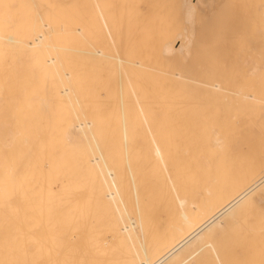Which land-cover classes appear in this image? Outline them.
I'll return each instance as SVG.
<instances>
[{
    "label": "bare ground",
    "instance_id": "obj_1",
    "mask_svg": "<svg viewBox=\"0 0 264 264\" xmlns=\"http://www.w3.org/2000/svg\"><path fill=\"white\" fill-rule=\"evenodd\" d=\"M61 1L64 2L65 4L66 0L65 1L63 0H0V250L4 251L6 247L10 244L9 243L10 241L7 240V235H9L8 230L10 229V222L12 220L21 219V217H27V218L30 217L33 221V226L35 228L38 225H39L38 227L45 225V227L49 226L47 228L49 229L51 227L49 223H52V225L55 224L54 222L57 221V220L55 221V218H54L55 215L57 216L60 210L62 211L63 209V217H62V213L58 215L59 217L61 216V219L63 218V226L59 232L57 231L56 241L53 242L52 245L50 244L51 247L45 245V249L50 247L49 251H47L46 253L43 251H40L41 253L43 252L41 254L43 255V258L41 259L39 258L40 256H38V258L40 259L38 262L37 259H35L37 257H34L33 258L34 261L31 264H100V263H103V264H174L178 261L183 262V260H186V259L188 260V258H192L193 255L200 248H202L204 245L207 246L206 243H209L207 241L210 239V237H211V240L212 238H215V237L217 238V236L215 235H218L219 233L226 231V230L227 231L229 230L230 233H236L235 238L238 239L237 245H239L244 255H247V253L249 254L247 255L249 256L248 261L251 260L252 264H264V83L262 82L264 79L262 80L260 79V76L262 77V74H264V60H262L263 61L262 63L257 62L258 58L254 60V56H255L254 50H256V53H257L258 46L256 47L254 45V43L256 44L257 40L256 41L253 40L255 35H257L255 32L258 31L256 24H258L259 26L258 27L259 35L262 34L264 36V30H262L263 33L260 32L261 31L260 29H264V25H262L263 28L262 26L260 28V25L263 24L262 22L264 21L263 20L264 19V0H263V3L259 2L260 4H262L261 5L262 10H260L261 9L260 8L259 9L260 11L257 12V15L259 13L258 15L259 17L261 15L263 17L261 16L262 18L260 17L261 19H259V17L257 16L258 18H256L255 10H254V14L252 13L254 15L253 16L254 19L252 16L249 17V19L251 18L253 21L258 22L259 20V22L255 24H253L252 22L253 26L250 24L252 27L251 29H253L254 32L253 31L250 32L251 29L249 30V27H248L249 25L248 24L245 25L246 21L241 22V23H244L242 25H245L244 28L242 27L243 29L242 32L244 31L247 32V30H249L250 34L253 32L252 34L253 36H251L253 38L251 39V41L253 40L252 41L253 44L251 43H249L250 45L248 44L250 40L249 41L246 40L248 41L247 43L246 41H244L245 42L244 44L246 45L248 44L249 46H251L252 49L256 47L252 51L254 56L251 53L247 52L249 48L246 47V45L245 47L248 49H246L245 47H242L244 45V44L242 45V43L246 35H250V34L248 32H247L248 34L247 33H245L246 35L244 34L245 36L241 34L242 37H244V39L240 38L241 35L237 36L239 34V31H241L240 29H238V28H241V24H240V27L238 26V24H237L238 28L235 27L236 28L235 31L238 29V31L234 33V35H236L237 37H234L233 31H230V29L233 30L235 26L234 23H237V22H234L235 21L234 19L237 20L238 17L236 16L240 15L241 13L240 10L244 8L243 4L245 5L246 1L248 2L249 0H246V1L243 0L244 1L243 3L241 2L242 0L240 1L239 0H177L180 5L177 3L176 0L175 1L173 0L174 3H172L173 2L172 0H164L166 4L162 0H159L160 3L162 1L161 4L163 6H161V4H159L160 6H157L158 1L156 2V5H154V2L152 1V4H153L152 7L150 6L147 7L146 5L145 9L153 8L155 6L154 8L157 10L158 8L164 7L163 9L166 11L165 7L168 6V9L166 12V14L168 15L170 14V12L168 11L172 12L173 7H174V10L176 11L178 10L181 11V9H183L184 13H186V14L183 13V15L188 14L187 16L190 17L191 20L188 21L187 18H184V21H187L186 26H184L183 25L184 21L182 20L183 21L182 22L180 20L181 19L180 17H182V19L184 17L183 15L182 16L180 15L182 14V12L179 14L178 12L180 11L178 12L173 11V13L171 14V21H170V19L169 20L165 19V16L167 18V15L166 14L164 15L165 13L164 10L159 9L160 11H162L163 13L162 14L160 13V11L154 10V8L152 9L153 13L157 11V13L159 12L160 14L159 13L158 14L162 15V17L164 16V18L161 19V18H157L158 16H156V17H153L155 20L152 18L153 21H151V23L147 22L146 24L147 25L146 27L148 29L150 27V29L148 30L150 31V33L148 31H147L148 33H146L145 31V34H153L154 32L153 22L155 21L154 24L155 23L157 24V26L155 24L157 28L155 29V33L153 35L154 37L156 36V39L159 38L157 39L158 42L154 41L156 39H153L152 42H151V39L150 41L149 39H146L147 41L151 42V44L153 43V46L156 47L154 51L153 49H148L147 48L148 46L146 47L145 45H142V46H145L146 52H148V50H150L149 52H152L151 55L149 52H148L149 54L147 53L148 55H150V57L147 55L149 58V60L148 58L147 60L150 61L149 63L151 64H147L148 61L146 60V57L144 59L141 56H140L141 58L139 57L138 59L134 58L136 56L133 57L134 59L129 58L128 53L131 54L133 52V51L130 52L131 50H134L132 49L133 47L127 48V53L125 51V55L124 54L122 55V51H120L118 48L119 46L118 47L116 46V41H115L116 39H114V37L116 36L113 37L114 33L112 34V30H111V26L113 25L110 24L109 22L110 20H108L107 18L108 15L106 16L108 7H111L112 6L111 3L113 2H111L110 0H109L110 2L108 0H105V1H102V0L85 1L83 0L81 3L82 5L81 9L79 8L77 10L74 9V11L70 12L69 11L71 9L70 5L67 6L66 4L65 6L64 4H62ZM168 1H170V4H174V6L171 5L170 7L169 3H167ZM146 2L147 0H115L114 1L115 5L110 10V13L115 14V12L117 13L118 11H120V15L121 13H123L121 18L124 19L123 16L125 15L126 17L125 20H126L127 18L128 19L131 18L133 15L135 16V13L139 14L138 12H140L141 4L146 3ZM255 2H256L255 4V7H256L257 4L259 3H257V0H255ZM175 3H177L178 6L181 7V9L177 10L176 7L177 8L179 7ZM250 3L253 4L251 1ZM148 4L150 3L148 2ZM258 6H257V9L260 7ZM240 7H243V8L240 9ZM250 7H253L254 9L253 5ZM245 9H243V12ZM253 9H250L249 12H253ZM85 10L88 11L89 15L91 16L90 22L93 24L96 23L95 26L98 23L99 27L102 29V30L101 29L100 30L98 29V30L104 31L105 34L107 35V39H109L108 42H110V45H112L111 46L112 51L107 52L103 49L105 43L102 46L103 48L95 46V43L94 44L92 43L93 45L89 43L91 47L75 49V51L79 50L81 53L89 54V56L92 57L91 59H93V63H96V64L99 63L102 59L107 60V62L111 63V65L114 63V67H111V68L116 67L117 69H120L121 72L119 71V73H122V74L124 72V74L127 77V83H128L129 88L131 87V84H133L131 81L132 78L130 79V76L132 75L128 74V72L130 73L129 68H132V67L134 68L136 67L138 68V70H142V72H145V70H149V69L150 71L148 72H153L152 70H154L155 73L157 72L156 75H158V77L162 76L161 79L165 80L164 77L168 79L165 90L161 92L159 95H157V93L155 94L156 96H158L157 97L158 100L154 96L157 102H159V100L161 99V102L159 104L155 102L156 105H154V101H155L154 99H153L154 101L149 100L150 102L149 105L147 101H145L147 103L144 105V103L141 102V101H144V100H141L142 98H140L139 100L138 96L141 95L142 92L141 94L140 92L139 94H137V91H136L137 89L135 87L136 85L134 86L136 82L132 85V90L131 88L129 89L132 91V92L130 91L131 92L130 94L131 95L133 94L132 95L134 97L133 101L135 100L134 101L136 102L135 105H137L136 107L133 104L134 102L131 103L132 107L134 105V107L137 108L136 111L132 113L133 114L132 119L136 121V123H141V125H143L142 127L145 130L144 136L147 138L146 140H148L147 143L149 146V150H148L149 153L147 152L144 156H147L149 154L150 159L155 161V164L151 167L159 170V173H163L164 175H166V184L164 188L167 186L169 187L168 188L169 190L171 189V193H172L171 196L174 197L173 199L175 201V202L174 201L173 202L170 201V202H172V204L173 203L177 204L176 206L180 214L181 213L183 214V215L182 214L180 215L177 208H175L176 211L178 212L177 215L181 216L180 217L181 222L176 221L177 224L179 223V225H177V227H174L175 224H172L173 227L171 228H175V230L167 233L164 236V238L158 243L157 242L154 243L152 241L154 244L152 242L151 244H149L150 243L149 242L148 243L149 245L147 244L148 246H146V244L144 245V243L142 244L143 241L141 242L139 240V235L137 233L138 231L137 228L139 226L140 228H143L144 224L143 226L141 224L145 221L143 222L140 221L141 224L139 225L137 224L139 221V220L137 221V216L135 220L130 218L129 214L131 215V213L128 214L126 210L127 207L129 208V206L126 205L125 207L124 195L121 194L120 189L116 183V176H115L114 171L108 167L107 162L100 151L99 145L95 144L96 146L94 147L93 146L94 143L90 142L91 138L94 137L93 140H95V137H96V133H93L94 131L92 132L94 122L91 120L80 118V116L77 114V106L79 107L81 105L80 102L78 101V100L81 101V99H76V97L74 96L76 99L74 100L73 92H75V90L72 88L73 86L72 87L67 86L63 81L64 78H66V81L70 82L68 80H70V77L73 75V72L67 69V64L64 63V61H62L61 59L62 57L61 53L64 50L69 49L70 47L68 48L67 46L62 45L61 43H62V40L68 39L69 36H72L74 34L77 37H80V39L88 38L85 32L88 28L85 29L82 26H80V25H83L84 23L81 22L82 23L81 24L80 22H78L77 24L80 23V25H77V27L75 26L76 28L74 29L72 28L73 24L71 26V16L70 15L72 16L77 15L76 18L79 19L78 17L79 14L84 12ZM67 12L68 13L70 12V13L68 14ZM243 12L241 15L242 17L240 16L239 19L244 17ZM246 12L250 14L247 10H245L246 15H247ZM145 13L147 14L149 12H145ZM173 14L178 15V16L180 15L178 18H180L179 23H182V26L181 24L180 25L176 24L178 23V19H173L175 17L173 16ZM89 15L86 17L89 18ZM117 15L119 16V14ZM151 16L152 15L150 14V17ZM197 17H201L200 19H203V17L204 18L209 17L208 19L209 22L207 20L206 22L204 19H203L204 23L202 20H197L199 21L198 22L199 24L202 23L201 25H199L200 30L198 32H197L198 30L197 26L195 27V24L197 25L198 23H196V20H193V19H196ZM92 18L94 19L93 21L95 22H92ZM118 19H116V21ZM146 19H148V16L146 17ZM149 19L147 21H149ZM157 19H159V21L160 20L164 21L163 19H165V21L164 22L161 21V23H163L164 25L166 22L165 24L166 26H168L167 23L169 25H172L170 23H173V22L175 23V21H177L175 23L176 25L174 23L173 25L178 26L179 28L173 27L172 25L170 27H173V29L168 28L169 30L167 31V27L164 28L165 25L162 27V24L160 22H156L158 21ZM244 19L243 20L241 19V21H244ZM251 19L249 20V22L252 21ZM255 19H258V20H255ZM119 21L117 23H119ZM138 21H139V17H138ZM191 21L193 22L195 21L194 27H192L193 26L192 24H191L192 26L190 25V27L196 30L193 33H189V30L191 28H189L188 23ZM237 21L239 23L240 20H237ZM142 22H145V20ZM212 22L218 23V24L221 23V27L219 26L221 29L224 28L223 26H225L224 29L228 28L226 26L231 24V22H234L233 23L234 26L232 24L229 25L230 27L233 26L232 28L229 27L228 29H226L227 32L226 30L223 31L224 29L221 32L226 33V34L228 33L226 36H228L229 39H231V35H232L234 37L232 38V42L235 43L236 41V43H238L239 41V43L241 44V48L239 46V43L238 44L235 43L234 45H232L233 43L231 42L232 46L229 45L230 42L228 43L227 41L228 39L226 36L225 38L227 39L226 41L228 44V46L226 47L228 48H226L224 45L222 46L220 45V46L221 47L224 46L227 52L225 51V49H223V52L225 51L226 53H228L229 51L228 54L231 53L230 55H232L233 54L232 52L234 51H235L234 53H237L238 55V52L242 51L243 49V51L240 52L242 54L244 50L246 49L247 56L243 58V56L241 57L240 53L238 56L234 54L235 56H237V57L234 56V58H232L233 56L230 58L229 57L230 55L228 56V54L224 56L223 53L221 54L222 52L221 47H219V45H217L216 43H215L214 48L211 47L210 50L204 47L206 46L203 44V41L205 40L204 38H208L212 34L214 35V37L212 36L211 37L213 39L215 38L214 39L215 41L218 40L220 42H223L221 41L222 39L219 40V37L222 38L221 34H219L221 36H219L218 34H217L218 37L216 36L217 29L215 27L218 24L212 25L213 24ZM125 23H122V24L125 25ZM209 23L211 24L212 27L215 26L214 27L216 29L215 34L214 32L211 33V31L209 30L208 28V26H210ZM114 24H116L115 21H114ZM124 25L121 26L120 24L119 25L120 29ZM131 25H133V21H132V24H130V26ZM88 26H85V27H88ZM144 26H145V23H144ZM158 26L159 27L161 26V28L162 29L164 28V30L160 32V29L158 28ZM205 26L207 27L205 28L206 31H204V28H203ZM90 27L88 31L91 30ZM140 27L142 28L141 25ZM186 27L189 29L188 33L184 32L187 29ZM219 27L217 28L220 30ZM245 27H248V29H245ZM95 28H98V27H95ZM133 28L131 27L128 29H130L129 31L131 32V29ZM174 28H178L180 31L177 29L175 30ZM182 29H184V31ZM202 29H203V32H201ZM93 30L94 29H92L91 31ZM151 30H152V33H151ZM172 30L173 31L175 30V32H178L180 34L179 35L177 33H175L176 35L173 34L174 32ZM207 30L210 31V32L208 31L210 35L205 34V36L207 35L208 37H204V38L202 37L201 39L203 40L200 39L201 42L199 41L198 43V44L201 43L200 44L201 46L199 45L200 47L196 46L195 48L194 44L196 45V43L198 42L197 40L199 39V36H197V33L199 34L201 32L204 34L205 32H207ZM211 30H214V29L211 28ZM219 30H218V33H221ZM88 31H87V34L90 32ZM181 31H183L184 33L181 34L182 33ZM156 32L158 33L156 34ZM195 32H196L195 36L198 38L197 40L195 37L193 38V35L195 34ZM115 33H117V30L115 31ZM229 33H230V36H229ZM100 34H102V32ZM103 34L102 36L105 37V35ZM136 34H138V32ZM173 35L174 37L177 35L178 36L177 38L176 37L174 38L172 37ZM123 36L125 37L126 35H123ZM148 36H146L145 38H147ZM263 36H260V37L256 36V37L258 39L261 38L262 40H264ZM126 37L128 39V36ZM136 37H138V35ZM239 38L240 40H242V43L239 40ZM119 40L121 42V38H119ZM119 40L117 42H119ZM146 40L144 41L146 42ZM259 40L257 42H260ZM226 41L223 42L222 44H225ZM128 42L131 43V41H128ZM210 42L208 41L207 44H210ZM143 44L145 43L143 42ZM154 44H156V46ZM202 44L204 46H202ZM262 44H264V41ZM98 45L101 46V44H98ZM131 46L133 45L131 44ZM153 46L149 48H153ZM229 46H231L230 47L231 49L233 46L236 48L239 47L240 50L238 49L237 51L236 48H235L236 50L235 49L231 50ZM207 47L210 48V45L209 46L207 45ZM216 47H219V48L217 49ZM261 47L262 46L260 45V51L262 50ZM197 48L199 49V51L201 49L203 51V48H206V51H203V52L201 51L202 52L201 54V53H198L199 51H197L198 50ZM140 52H145V51L143 49V51H140ZM263 52L261 51L260 53H262L263 55ZM153 53L157 56V59L155 57H152V58H155V60L153 59L151 60V56H153L152 55ZM197 53L201 54L202 56L201 55L199 56ZM203 53H206V54H203ZM134 54L135 53H133V55ZM207 54L208 56H206ZM197 55L200 58L203 57L201 58V60L203 59V61H201L203 63L200 62V59L197 60L198 59ZM262 55L261 57L264 56ZM250 56H253V58H251ZM130 57L132 56L130 55ZM204 58L206 62L204 61ZM195 59L198 62H194ZM90 61L91 60L87 62L90 63ZM151 61L153 62V64ZM199 62L201 64H197ZM237 62L239 63L242 62L241 64L247 63L248 65L247 70L245 69L247 66L246 64H245L246 66L244 65L245 68L241 69L242 68L241 64H240V67H241L240 68L238 65L239 63L237 64ZM81 63L83 66L84 64L83 61ZM73 64L76 65V63L74 62ZM231 64L238 65L240 70L238 69V67H236L237 69H234V67L232 68L233 65ZM229 65H231V67H228ZM82 66H79V67L83 69L84 66L83 67ZM193 67L197 69V70L193 69L195 72L192 71ZM226 67L231 68V70H229ZM184 68H186L187 70ZM220 68H221L222 74L219 71ZM222 68H225L224 71L226 72L222 71L223 70ZM84 69L86 70L85 67ZM84 69L83 71H85ZM90 69L91 68H89V71ZM244 69L247 71L246 77H245V74H243V72L245 71L242 72V70ZM216 70H218L219 75L215 74V76H218V77L214 76V72L216 73ZM227 70H229L228 72L239 70L238 71L239 73L237 71H234L233 73L235 74V72H237L236 77L238 79L233 78L235 75H233L232 77L233 79L229 77V76H232V72L229 76L226 75L228 74ZM135 71H137V69ZM190 71L194 72V75ZM199 71L201 74L199 73ZM240 71L242 72L241 73L242 75L240 74ZM207 72L209 73L207 74ZM223 72L226 74H223ZM23 73L28 78L30 77L31 78H34V77L41 78L40 80L37 78L39 82L40 81L42 82L44 78L48 77L53 87L51 91L50 90L48 91L50 92V94H48V92L46 93L50 95L52 100L57 102L56 104L58 105L61 104L62 101H63L62 104L65 102L66 104L65 103L64 104L67 105L65 107L74 113L72 114L71 121L66 120L65 125L64 124H61L60 126L58 125V127L61 128V132L63 131V134H62L63 137L60 136V134L58 133V136L61 137L60 138L61 140L59 138L58 139L60 140V142H62L61 144L63 147V148L61 147L63 150L60 149L59 151H63V152H61V155H60V152L58 155L53 154L55 156V157L52 156L54 157V160H52L51 156H48L49 150L52 151L55 149V148L54 149L49 148V147H52L54 143V142L52 143V139H54V137L52 138V134H49L48 135L49 137L47 136V139L45 138L46 136H43V137L41 136V138L36 137L37 139L35 141L36 143L35 145H33L31 141H29V133L31 130V125H32L30 121H42L43 120L45 112L48 110H52L51 109L52 107L49 106L50 101H48L51 98H49L48 96L42 97L41 95V98L39 96V99H38L35 96V94L34 96H31L32 93L29 95L31 90L29 92H27L26 90L27 93H25L23 91L24 89L22 90V88H21V91H22L21 93L20 91L19 93L18 92L15 93V91L17 90L16 89L17 86H15V84L16 83L18 84V81L16 80L19 77L21 78V75ZM95 74L97 76V73ZM124 74H123V78H124ZM196 74H197V77H196ZM238 74H240L241 77ZM77 75L80 76V74H76V76ZM199 75L200 77H198ZM247 75L249 76L251 75L254 78L253 77L250 78ZM120 76L118 77H120L121 79L117 78L120 81L119 84H121V80H123L122 75ZM204 76L206 77L204 78ZM135 77H137V75ZM257 77L261 80L260 83H259L260 80H257ZM240 78H243L244 81L241 79L242 81L238 82L240 81L239 80ZM245 78L247 79V81L251 80L254 83H252L251 81L247 82ZM255 78L258 81V83L256 80L254 81ZM235 79H237L238 81H236ZM44 81L46 82L47 80H44ZM138 81L137 83H139ZM162 81L163 80L159 82H162ZM245 81L247 82V84L249 82H250L249 84L251 83L252 84L251 85L248 84L249 86H246ZM243 82H245L244 83L245 86L244 85L240 86V84H237V83L243 84ZM142 83L141 84L139 83V85L143 86ZM262 83L263 85H261ZM122 85L120 86L124 88V86ZM123 88L119 90V95H121V97L123 95ZM138 90L140 91L141 89L138 88ZM143 90L145 91V89ZM205 94H207V96ZM143 95L146 96V94L144 93ZM210 98H212V100ZM206 99L207 101L209 100L210 102L206 103L205 101ZM131 100H132V97H131ZM219 100L222 102V104ZM211 101H213L214 103H216V101L220 102L219 105H221V107L219 109H215L217 106L216 104L218 103H216L215 107H213L214 105L211 104ZM231 101H234V102H231ZM151 102L153 104H151ZM239 102L242 104H240ZM235 103L239 105H236ZM120 105H125V104L122 103ZM32 109L34 110L33 112L31 111ZM127 110H130V109L127 108ZM126 112L127 111H125L124 114H126ZM81 115L83 116L82 112H81ZM253 116L255 117L257 116V117L254 118L253 121H251L253 119ZM212 117H214L215 119L214 120L215 124L212 123V119H213ZM248 117L249 118L252 117L250 121L248 120ZM206 118H209L208 120H211V121L209 122L207 120L208 121L207 122ZM121 119H123V117ZM245 119H247L248 121H243ZM255 119H257L258 121L257 120L255 121ZM13 121H15L17 125L15 130H13V128L10 126V123H12ZM166 121H171V123L176 124V125H183L188 135H192V132L195 131V134L193 132V135L190 136L193 138V140L196 138L195 137L196 133L197 135L201 134L200 135L201 139L199 138V140H202V142L203 140L206 139L203 142V145H202L203 147H201L200 145H198V148L196 147L197 149L201 150L202 148H204V144L207 143L205 145L206 148H204L206 149L205 151L207 152H204V150H202L203 151L201 152L202 156H200L201 158L200 162L202 166L199 167V171L202 172V169L203 170L206 169V173H207L206 177L202 179V183H201L202 185L201 189L203 190V192H201L203 194L202 202H199V201L196 202V200L195 202L193 201L191 202V200H189L187 196L185 197L183 196V194H180L184 192V190L180 192L179 188L177 187L178 179L176 177L180 176V173L179 175H177L173 171H172L173 173L170 172L166 165L167 164L166 161L168 158L167 155H169L168 151L170 149V146H172L170 144H173V142L170 143L168 141L169 139L167 138L168 143H170L168 144L166 140L164 139L168 135L171 139L173 138L175 142V139L177 137V136H174V133L176 131L170 128L168 124H166ZM191 121L195 122V124L192 123ZM200 121L201 123L203 121H206L207 123L203 122L202 127H201ZM216 121L217 122L220 121L218 122L219 124L216 123ZM208 124L209 126L211 125L212 127L211 126H210L211 128L208 127ZM212 124L216 126L214 127ZM218 125H220L219 127L221 128H219ZM194 126H195V130H193ZM153 127H155L156 130H154ZM203 127L204 128L206 127V129H209V131L211 129V131L209 132L210 135L208 137H206L205 136L206 134H204V133H207L208 130H205ZM190 128L192 129V132H190L191 131ZM1 129H4L5 131ZM122 130L124 131V129ZM240 130H242L243 134H241L239 138L233 141L232 139L230 140V137L227 134H229V132H234V134L236 135V133H238V131ZM48 131L50 132L51 129L50 130L48 129ZM230 136L234 137L232 136V133ZM122 138L123 139L121 140H124V139L127 140V134L126 135L123 134ZM97 141L95 143H98ZM192 141L191 143L195 142V141L193 142ZM59 144H56V145H59ZM197 144H198V141H197ZM56 145H53V147H55ZM82 146L84 147V152H83ZM94 148L97 149L98 154L97 152H95L96 150ZM77 151L79 152L77 153ZM55 158L56 159L59 158L57 161L58 162L57 164L59 165L52 166V162L55 161ZM124 159L126 158L124 157ZM147 160L149 161V158ZM172 161L174 162V159ZM243 161L245 162L244 164H243ZM46 163L48 164L50 163V166L49 165L46 166L47 165ZM239 164L243 165L241 169H238L239 167L237 165ZM170 165L172 166V164ZM175 167L173 168L175 169ZM57 168L59 170L61 169V171L59 170L57 171L58 177L56 176ZM235 168H237V171ZM79 169L81 170V172H79ZM161 169H163V172H160ZM234 169H235V172L233 171ZM54 170L56 172V175L53 177V175L55 174ZM207 171H211V172H207ZM198 177H200V175H198ZM55 178H56V182L57 183L59 182L57 189L52 188V185L54 183L50 182V181L55 180ZM47 179L49 180V183L47 182ZM184 188L186 187H183V189ZM126 192H128V190ZM126 194L127 193H125V196ZM197 195H198V192H197ZM166 196L167 195H165V198ZM56 201L58 203H56ZM126 201H127V198H126ZM93 203L97 205L101 210H103L106 214L109 215V220H110V224L108 226V229L110 232L109 235L102 236L99 230H97L96 228H93L91 224L92 222L90 220L91 217H89L90 216L89 211L91 210V205ZM56 204H58V207L60 204L61 209L57 208ZM134 205H135V202H134ZM54 207L57 208V210L59 209L58 213L53 214L54 219L51 217V219H53L54 222L50 220V222L48 223L46 221L47 224H49L46 226V224H44L45 222L42 219V217L45 215V219H46L47 218L46 215L53 213V211L56 212V209L53 210ZM188 207H190L192 210H188ZM132 209H131L132 211H136L134 210L136 208H132ZM46 210L49 213L45 214ZM146 211L148 213V214L146 213V215L150 216V214H153L151 210H150L151 213L149 210H146ZM146 211H143L144 214ZM176 211L174 210L172 212L177 213ZM166 212L167 211H165V213ZM137 213L139 212L136 211L135 214ZM144 214L142 213L141 215L145 217L146 215ZM177 215H176V219H177ZM171 216L169 217L170 219H166V220H171L174 217V215L172 216V218ZM165 217L167 218V216ZM39 218H41L43 222H41ZM147 218H148L147 220L149 224L151 220L149 217ZM151 218H154V217H151ZM49 219L47 220L49 221ZM140 220H144V218L141 217ZM166 220L164 221L169 224V221L167 222ZM177 220H180V219L178 218ZM42 223L43 225H41ZM166 223L164 224V228H163L165 232L167 231L165 230ZM146 226H149V225L146 224ZM20 227L22 228V226ZM43 229L45 231L46 228H44V226L41 227L42 233H43ZM36 230L37 229L34 230L35 231V233L33 232L34 234H37ZM50 230H48V233ZM51 232H53V230L50 231V234ZM39 234H41V232H39L38 235ZM43 234L42 235L45 236L46 238L45 233ZM225 234H224V237H225ZM47 235L49 236V234ZM37 236H35V239ZM28 237H30L29 234H28ZM32 237H33V234L31 235L30 239ZM227 237L229 238L228 234H227ZM32 239H34V237ZM31 241L32 240H30V242ZM33 242H38V240L37 241L33 240ZM42 242L44 241L42 240ZM45 243H48V242L45 241ZM113 243H116L119 246V248L124 246V248H126L127 251L125 252L123 251L122 253L116 256H113V257L109 256L106 253V251H104L105 252L104 254L102 253V251L101 253H97V251L99 252L102 248L107 249V247H110V245ZM37 246H40V245L38 244ZM210 246H212V244H210ZM43 247L44 245H42V248ZM27 248L28 247H26V249ZM34 249L36 248L34 247ZM32 250L31 252L33 253ZM31 252L29 251V248H28V253H31ZM35 253H38V252H35ZM98 254H103V255H98ZM237 257L238 259H240L239 256ZM102 258L105 260V262L102 260ZM99 260L101 261L98 262ZM246 260L247 258H245L244 261L246 262ZM242 264H244V262Z\"/></svg>",
    "mask_w": 264,
    "mask_h": 264
},
{
    "label": "rangeland",
    "instance_id": "obj_2",
    "mask_svg": "<svg viewBox=\"0 0 264 264\" xmlns=\"http://www.w3.org/2000/svg\"><path fill=\"white\" fill-rule=\"evenodd\" d=\"M63 1H65V0H63ZM69 1H71V2H69ZM82 1L83 0H66L65 1V4H64V2H62V4H64L65 6H66V4H67V6H69L70 5V7H71V9L69 10L70 12H72V11H74V9L75 10H77L78 8L79 9H81L82 8V5H81V3H82ZM85 1H87V0H85ZM102 1H105V0H102ZM109 1V0H108ZM111 2H113V3H111L112 4V6L111 7H108V11L106 12V16H107V18H108V20H110L109 22H110V24H112L113 26H111V30H112V34H113V37L114 36H116V37H114V39H116L115 41H116V46L119 48V50L120 51H122V55L124 54L125 55V51H126V53H127V48H129V47H133L132 49H134V50H131L130 52H132L131 54H129L128 53V56H129V58H133L134 56H136V57H134L135 59H138L140 56L144 59L145 57H146V60H147V58H148V56L150 57V55H151V53L152 52H149L150 50H148V49H153V51H154V49H156V47H154L153 46V43L151 44V42H152V40L153 39H156V36L154 37V33H155V29L157 28L156 26H157V24H156V26H155V24H154V22H153V34H145V31H146V33H150V31H148L149 29H150V27H149V29L146 27L147 25V22L149 23H151V21H153L152 20V18L153 17H156V16H158L157 18H164V16L162 17V15H159L160 13H162V11H160L161 9L162 10H164L162 7L161 8H158L157 6H160L159 4H161L162 3V1L164 2V0H162L161 1V3L159 2V0H147V2L146 3H142L141 4V9H140V12H138L139 14H137V13H135V16L133 15L131 18H127L126 20H125V15L123 16L124 17V19H122L121 17H122V15H123V13H121V15H120V11H118L117 13L115 12V14H112V13H110V10L114 7V5H115V3H114V1L115 0H110ZM109 1V2H110ZM152 1L154 2V5H156V2L158 1V5L156 6L157 8H158V10L157 9H155L154 7V10H157V11H160V13L158 14L157 13V11H155L154 13H153V8H146L147 9V11H146V9H145V7H146V5H147V7H152ZM173 1V0H172ZM171 1V2H172ZM175 1V0H174ZM174 1L172 2V3H174ZM177 1V0H176ZM240 1V0H239ZM246 1V0H245ZM250 1L253 3V4H251L250 3ZM148 2L151 4H148ZM242 3L244 2L243 0L241 1ZM249 2V3H248ZM246 1V4L244 5L243 4V7H240V9L241 8H243V9H245V8H247V9H245V10H247L248 12H249V10L250 9H253V7H250V6H254V9H253V12H249L250 14H248L247 12V15L245 14V10H244V12H243V9L242 10H240L241 11V13H240V15L239 16H236V17H238L237 18V20H240L239 21V23H238V21L236 20V19H234L233 21L234 22H237V23H234V22H231V24L234 26V24H235V26H234V28H233V30L232 29H230V31H233V36L234 37H237V36H240L241 34L242 35H244L245 33H249V30L252 28L251 27V25H252V22H253V24H255V23H258L259 22V20L258 19H255V20H258V22L257 21H253L251 18V20L252 21H250L249 22V17L250 16H254L253 14H254V10H255V12H256V14H255V17L256 18H258L259 16V13H258V15H257V12H259L260 10H262V4H260V3H263V0L261 1V0H257V3H259V4H257V6L259 7L258 9H257V6L255 7V4H256V2H255V0H249V1ZM165 3V2H164ZM163 3V4H164ZM167 3H169V6L171 7V5L172 6H174V4H170V1H168ZM177 3H178V1H177ZM177 3H175L177 6H178V4ZM247 3H248V5H247ZM72 4H73V6H72ZM110 4V3H109ZM145 4V5H144ZM166 4V3H165ZM164 4V5H165ZM241 4V3H240ZM77 5H78V7H77ZM117 5V4H116ZM168 5V4H167ZM180 5V4H179ZM161 6H163L162 4H161ZM245 6H247V7H245ZM179 8H177L176 7V9L178 10V9H181V7L180 6H178ZM250 9H249V8ZM166 8V11H165V13H164V15L166 14V12H167V9H168V6H166L165 7ZM261 8V9H260ZM115 9V8H114ZM144 9H145V11H144ZM160 9V10H159ZM173 9V11L174 12H178V11H180V10H178V11H176V10H174V7L172 8ZM260 9V10H259ZM170 10H171V8H170ZM173 11L171 12V11H168V12H170V14L168 15V14H166L167 15V18H166V16H165V19H167V20H169L170 19V21H171V14L173 13ZM252 11V10H251ZM69 12V13H70ZM112 12V11H111ZM142 12V13H141ZM145 12H149V13H145ZM182 12V14H180ZM242 12H243V18H240L239 19V17L242 15ZM262 12V11H261ZM260 12V13H261ZM68 13V12H67ZM68 13V14H69ZM83 13V14H82ZM82 13H80L79 14V19L78 18H76V16L77 15H70L71 16V26H72V24H73V26H72V28L74 29V28H76L77 27V25H80V23L82 22V23H84L83 25H80V26H82L83 28H85V29H89V27H90V29L92 30V29H94L93 31H91V30H89L88 31V29L85 31L86 32V35H87V37L88 38H86V39H84V38H82V39H80V37H77L75 34L74 35H72V36H69L68 37V39H64V40H62V45H64V46H67L69 49H67V50H64L62 53H61V59H62V61H64V63H66L67 64V69L69 70V71H72L73 72V75L70 77V80H68V81H70V82H67L66 81V78H64V83L67 85V86H73L72 88L75 90V92H73L74 93V95H73V99L74 100H76V99H81V101L80 100H78L79 102H80V108L77 106V114L80 116V118L81 119H87V120H91V121H93L94 122V126H93V130H92V132L93 133H96V137H95V140L97 141V139H98V143H95L96 141L95 140H93V138H91V140H90V142L91 143H94V147L96 146L95 144H97V145H99V147H100V151H101V153H102V155L104 156V158H105V160H106V162H107V165H108V167L110 168V169H112L113 171H114V173H115V176H116V183H117V185H118V187H119V189H120V192H121V194L122 195H124V201H125V207H126V205L127 206H129V208L127 207L126 208V210H127V212H128V214L129 213H131V215L129 214V216H130V218H132V219H136V216H137V221H138V223L137 224H141L140 223V221L141 222H143V221H145V222H143L141 225L143 226V224H144V226H143V228H140V226L137 228L138 229V231H137V233H138V235H139V240L142 242V244L144 243V245L146 244V246H148L149 244H151V242L153 241L154 243H158L159 241H161L163 238H164V236L167 234V233H169V232H171V231H173V230H175V228H171V227H173V225L172 224H175V226L174 227H177V225H179V223L177 224V222L176 221H178V222H181V216H179V215H177L178 214V212H179V210H178V208H177V204H175V203H173L172 204V202L174 201V197H172L171 196V189L169 190L168 188L169 187H167V189H166V187L164 188V186H165V184H166V175H164L163 173H159V170H157V169H155V168H152L151 166H153L154 164H155V161H153L152 159H150V156H149V154L147 155V156H144L147 152L149 153V146H148V140H146L147 138L144 136L145 135V130H144V128L142 127L143 125H141V123H136V121H134L133 119H132V113H134L135 111H136V109L137 108H135L134 107V105L136 104V102H134L133 101V94L131 95L130 93L132 92L131 90H132V85L134 84V86L136 87V91H137V94H139V92H140V94H141V92H142V94L141 95H137L138 96V98H139V100H140V98H142L141 100H144V101H141L142 103H144V105L148 102V105L150 104V102H149V100L151 101V100H153L154 101V105H156V103H160L161 102V99L159 100V102H157L156 101V99H157V97L158 96H156L155 94L157 93V95H159L161 92H163L164 90H165V88H166V84H167V81H168V79H166V77H164L165 78V80L164 79H161L162 78V76H159L158 77V75H156V73L154 72V70H152L153 72H148V71H150V69L149 70H145V72H142V70H138V68H134V67H132V68H129V71H130V73L128 72V74H130V75H132V76H130V75H128V76H130V79H131V81H132V83L133 84H131V90H129L130 88H129V86H128V83H127V77H126V75L124 74V72H123V74H124V78H123V74L122 73H119V71L121 72V70L120 69H117L116 67L115 68H111V67H114V63L111 65V63H109V62H107V60H105V59H102L99 63H93V59H91L92 57H90L89 56V54H87V53H81L79 50H76L75 51V49H80V48H89V47H91L90 45H89V43H91V45H93L94 43H95V46H97V47H101V48H103L102 46H103V44L105 43V45H104V50L105 51H107V52H111L112 51V45H110V42H108V40L109 39H107V35L105 34V32L104 31H99L101 28L99 27V25H98V23H97V25L95 26V24H93V23H91L90 21V15H89V12L88 11H84V12H82ZM143 13H145V14H143ZM181 16L183 15V13H184V11H183V9H181V11L180 12H178ZM253 13V14H252ZM111 14V15H110ZM117 14H119V16L117 15ZM140 14H141V16H140ZM149 14V15H148ZM150 14L152 15L151 17H150ZM153 14H154V16H153ZM157 14V15H156ZM163 14V13H162ZM177 14V13H176ZM184 14H186V13H184ZM83 15V16H82ZM89 15V18L88 17H86V16H88ZM113 15V16H112ZM148 16V19H149V21H147L148 19H146V17ZM179 15V16H180ZM188 15V14H187ZM187 15H183L184 17H183V19H182V17H180V18H178L179 16L178 15H175V14H173V16H175V17H177V18H173V19H178V23H176L177 21H175V23L177 24V25H180L181 24V26H182V23H179V21L181 20H183L184 21V18H187L188 19V21H190L191 19H190V17H188ZM261 15V14H260ZM69 16V15H68ZM168 16H169V18H168ZM258 16V17H257ZM262 16V15H261ZM260 16V17H261ZM112 17V18H111ZM116 17V18H115ZM138 17H139V21H138ZM144 17V18H143ZM235 17V18H236ZM242 17V16H241ZM259 17V19H261ZM75 18V19H74ZM113 18H114V20H113ZM119 18V19H118ZM197 18H199V19H197ZM196 19H193V20H196V23H198L199 21H197V20H202L203 21V19L206 21H208V19H209V17H203V19H200L201 17H197ZM245 18V19H244ZM85 19V20H84ZM116 19H118L117 21H116ZM122 19V20H121ZM132 19V20H131ZM154 19V18H153ZM165 19H163L164 21H165ZM180 19V20H179ZM186 19V20H187ZM241 19L243 20L244 19V21H241ZM249 19V20H248ZM253 19H254V17H253ZM89 21V23H88V21ZM94 19L92 18V22H95V21H93ZM120 20V21H119ZM125 20V21H124ZM145 20V22H142V21H144ZM155 20V19H154ZM158 21H156V22H160L161 23V21L162 20H160L159 21V19H157ZM166 20V21H167ZM264 20V19H263ZM114 21H115V23L116 24H114ZM119 21V23H117ZM126 21H128V22H126ZM132 21H133V25H131L130 26V24H132ZM164 21H162V22H164ZM182 21V22H183ZM206 21V22H207ZM246 21V23H245V25L246 24H248L249 26V30H247V32H242L243 31V29H242V27L244 28V26L245 25H242V24H244V23H241V22H245ZM78 22H80L79 24H77ZM86 22V23H85ZM112 22V23H111ZM126 22V23H125ZM172 22H173V20H172ZM187 21H184L183 22V25L184 26H186V23ZM193 21H191V22H189L188 24V26H189V28H191L190 30L187 28L186 29V31H184V29H182L184 32H186V33H188V30H189V33H193L194 31H196V30H194L192 27H194V22L192 23ZM209 22V21H208ZM248 22V23H247ZM76 23V24H75ZM81 23V24H82ZM122 23H125V25L124 24H122ZM137 23H139L141 26H142V28L140 27V25L139 24H137ZM141 23H143V24H141ZM144 23H145V26H144ZM174 23V22H173ZM173 23H170V24H172L173 25ZM174 23V24H175ZM203 23H204V21H203ZM213 23V22H212ZM234 23V24H233ZM263 24H261V23H259V24H261L260 25V28H261V26L262 25H264V21L262 22ZM90 24V25H89ZM121 24V26L122 25H124L123 27H121V29H120V27H119V25ZM129 24V25H128ZM162 24V27L166 24V22H165V24L163 25V23H161ZM161 24H159V25H161ZM175 24V25H176ZM193 26H192V25ZM202 23H198L197 25L195 24V27L197 26V32L200 30V26L199 25H201ZM208 24V23H207ZM210 24V23H209ZM216 25V24H218V23H213L212 25ZM220 24V25H219ZM215 28L217 29H215L214 27H212L211 26V24H210V26H211V28L212 29H214V30H211V28H210V26H208V28H209V30L211 31V33H213L214 32V34L216 33V31H217V33H216V36H217V34L219 35V34H221V35H219V36H221L222 38H220L219 37V40L220 39H222L221 41H223V42H225L227 39V41H228V43H229V45H231V42H232V38H234L232 35H231V39H229V37L228 36H226L227 34L226 33H222L221 31L225 28V26H223L224 28L223 29H221L220 27H221V23H219ZM231 24H229V25H231ZM237 24H238V26L240 27V24H241V28H238V26H237ZM251 24V25H250ZM89 25V26H88ZM149 25V24H148ZM167 25L168 26H164V28L165 27H167V31L169 30L168 28H172L173 29V27H178V26H175V25H173V27H170V26H172V25H169L168 23H167ZM190 25L192 26V27H190ZM205 25H206V23H205ZM226 26V27H230V26ZM76 26V27H75ZM85 26H88V27H85ZM135 26V27H134ZM150 26V25H149ZM183 26V27H184ZM199 26V27H198ZM203 26V25H202ZM220 26V27H219ZM232 26V27H233ZM253 26V25H252ZM256 26H257V29H258V31H259V26H258V24H256ZM255 26V27H256ZM95 27H98V28H95ZM116 27V28H115ZM133 28V29H131V32L129 31L130 29H128V28ZM141 28V29H139V28ZM145 27H146V29H145ZM217 27H219L220 28V30L217 28ZM232 27H230V28H232ZM238 28V29H240L241 31H239V34L238 33H236V34H238L237 36L236 35H234V33L236 32V31H238V29L235 31V29L236 28ZM248 27H245V29H248ZM115 28V29H114ZM138 28V29H137ZM152 28V27H151ZM158 28L160 29V32L162 31V30H164V28L162 29L161 28V26L159 27L158 26ZM179 28V27H178ZM178 28H174L175 30L177 29V30H179ZM202 28V27H201ZM204 28V31H206L205 30V28H207L206 26L205 27H203ZM228 28H226V29H228ZM262 28H263V26H262ZM84 29V30H85ZM99 29V30H98ZM145 29V30H144ZM180 29H181V27H180ZM226 29H224L223 31H225ZM255 29V28H254ZM256 29V30H257ZM98 30V31H97ZM102 30V29H101ZM117 30V33H115V31ZM175 30L173 31L174 33L173 34H175V33H177L178 35L180 34V33H178V32H175ZM193 30V31H192ZM209 30H207V32H205L204 34L203 33H201V32H203V29L201 30V34H203V35H201L200 33V35L197 33V36H199V39L195 36L196 35V32H195V34L193 35V38L195 37L196 38V40L198 41L197 43H196V45L194 44V46H195V48H196V46L197 47H200L201 45V43L200 44H198L199 43V41L201 42V40H203V39H201L202 37L204 38V37H208L207 35L205 36V34H209L210 35V31ZM216 30V31H215ZM218 30L221 32V33H218ZM261 31L260 32H262V30H264V29H260ZM87 31L89 32L88 34H87ZM137 33L138 32V34H136L135 32ZM148 31V32H147ZM158 31V30H157ZM171 31V30H170ZM180 31V30H179ZM183 31H181L182 33L181 34H183L184 32ZM209 31V32H208ZM251 31H253L254 32V30L253 29H251L250 30V32ZM255 32L257 35H255V37H254V39L251 37V36H253L252 34H253V32L250 34V35H246V37H245V39H244V37H242V35H241V37L240 38H243L244 40H243V43H242V40H240V38H239V40L241 41V43H242V45L245 43L244 41H246V40H250L251 41V39H253L254 41H258L259 39V41L260 42H257L256 41V44L254 43V45L258 48V51H257V53L259 52H263L264 51V44H262L263 43V41L264 40H262L261 38H257L256 36H263L262 34H260L259 35V32ZM92 32V33H91ZM102 32V34L103 35H105V37L104 36H102V34H100ZM159 32V31H158ZM158 32H156V34L158 33ZM226 32H227V30H226ZM241 32V33H240ZM94 33H96V34H94ZM99 33V34H98ZM123 33V34H122ZM127 33H128V35H127ZM151 33H152V30H151ZM170 33V32H169ZM247 33V34H248ZM254 33V34H255ZM263 33V32H262ZM116 34H118V35H116ZM172 34V33H171ZM225 34V35H224ZM92 35V36H91ZM123 35H126V36H128V39H127V37L125 38ZM131 35V36H130ZM138 35V37H136ZM144 35H146V36H148V37H150V38H145L146 36H144ZM152 35H153V37H152ZM176 35V34H175ZM177 35V36H178ZM244 35V36H245ZM134 36V37H133ZM144 36V37H143ZM158 36V35H157ZM177 36H175L176 38H177ZM214 37V35L212 34V35H210L208 38H204L205 40V42L203 41V44L204 45H206V46H204L203 44H202V46H204V47H206V48H208L209 50L211 49V47H213L214 48V46H215V43L217 44V45H219V47H221L222 45H224L225 47L226 46H228V44H227V41H226V43L225 44H222L223 42H220V41H218V40H214L212 37ZM224 36V37H223ZM225 36L227 37V39L225 38ZM229 36H230V33H229ZM247 36H249V37H251V38H249V37H247ZM71 37V38H70ZM100 39H99V38ZM101 37H103V38H101ZM172 37H174V35L172 36ZM174 37V38H175ZM218 37V36H217ZM264 37V36H263ZM119 38H121V42H120V40H119ZM134 38V39H133ZM174 38H172V39H174ZM224 38H225V40H224ZM248 38V39H247ZM95 39H96V41H95ZM132 39V40H131ZM146 39H149V41H150V39H151V42H149V41H147ZM157 39H159V38H157ZM154 40V41H157L158 42V40ZM201 39V40H200ZM208 39V40H207ZM85 40V41H84ZM91 40H92V42H91ZM106 41V42H104V41ZM119 40V42H117ZM144 40H146V42L144 41ZM194 40V39H193ZM196 40H195V42H196ZM234 40V39H233ZM252 40V41H253ZM262 40V41H261ZM83 41V42H82ZM128 41H131V43L130 42H128ZM133 41V42H132ZM138 41V42H137ZM141 41H143L145 44H143V42H141ZM153 41V42H154ZM208 41L210 42V44H207L208 43ZM248 41H246V43L248 42ZM248 42V44L249 43H251V44H253V42L251 41V42ZM65 42V43H64ZM102 42V43H101ZM128 42V43H127ZM149 42V43H148ZM156 42V43H157ZM262 42V43H261ZM88 43V44H87ZM93 43V44H92ZM130 43V44H129ZM137 45H136V44ZM155 43V42H154ZM212 43H213V45H212ZM233 43V42H232ZM235 43H236V41H235ZM235 43H233L232 45H234ZM238 43H239V41H238ZM238 43H236V44H238ZM259 43V44H258ZM98 44H101V46L100 45H98ZM118 44V45H117ZM131 44L133 45V46H131ZM147 44V45H146ZM247 44V45H248ZM84 45V46H83ZM124 45H125V47H124ZM136 45V46H135ZM142 45H145L148 49V52L150 53V55H148L149 53L148 52H146V48H145V46H142ZM155 46H156V44H154ZM200 45V46H199ZM207 45L209 46L210 45V48L209 47H207ZM212 45V46H211ZM216 45V46H217ZM221 45V46H220ZM231 45V46H232ZM245 45L246 44H244L242 47H245ZM246 45V47H248L249 49H251V50H249L248 48H246V49H248V53H251L252 55H253V49H255V48H251V46H247ZM260 45L262 46L261 48H262V50L260 51ZM107 48H106V47ZM135 46V47H134ZM141 46V47H140ZM153 46V48H149V47H152ZM223 46V47H224ZM231 46H229V48L231 47ZM237 46V45H236ZM239 46H240V48H241V44L239 43ZM121 47H122V49H121ZM139 47H140V49H139ZM219 47H216L217 49L219 48ZM221 47V49H222V52H221V54L223 53V55L224 56H226L228 53H229V51H228V53H226L227 51H226V48H228V47ZM234 47V46H233ZM232 47V49H235L236 47H234L233 48ZM252 47H253V45H252ZM106 48V49H105ZM137 48V49H136ZM144 49V51L146 52H140V51H143V49ZM206 48H203V51H206ZM240 48L239 47H237L236 49H237V51H238V49L240 50ZM72 51H71V50ZM74 49V50H73ZM138 49H139V51H138ZM198 49V48H197ZM205 49V50H204ZM208 49H207V51H208ZM223 49H225V51L223 52ZM231 49V48H230ZM229 49V50H230ZM231 49V50H232ZM235 49V50H236ZM246 49L244 50V52L241 54L240 52H242L243 51V49H242V51H239L238 52V55H239V53L241 54V57L243 56V58L244 57H246L247 56V52H246ZM230 50V51H231ZM78 51V52H77ZM137 51V52H136ZM197 51H199V49L197 50ZM202 49L198 52V53H201L202 54ZM221 51V50H220ZM234 51V50H233ZM236 51V52H237ZM255 52H254V60H256L257 58V62H263L262 60H264L263 58H264V52H263V55H262V53H260L263 57H261V55L258 53H256V50H254ZM195 52V51H194ZM232 52V51H231ZM235 52V51H234ZM234 52H232L233 54L232 55H230V54H228V56L231 58L232 56V58H234V56L235 55H237V53H234ZM133 53H135L134 55H133ZM141 53V54H140ZM145 53V54H144ZM148 53V54H147ZM196 53V52H195ZM197 53V54H198ZM207 53V52H206ZM206 53H203V54H206ZM225 53V54H224ZM257 55H256V54ZM143 54V55H142ZM201 54H198L199 56L201 55ZM235 54V55H234ZM130 55L132 56V57H130ZM148 55V56H147ZM153 56H151V60L153 59V60H155V58L157 59V56L153 53L152 54ZM198 55H197V57H198ZM237 55V56H238ZM260 55V56H259ZM202 56V55H201ZM206 56H208V54L206 55ZM227 56V57H228ZM237 56H235V57H237ZM253 56H250L251 58H253ZM257 56V57H256ZM140 57V58H141ZM152 57H155V58H152ZM205 57V56H204ZM260 57H261V59H260ZM83 58V59H82ZM133 58V59H134ZM201 58H203V57H201ZM201 58L200 57H198V59L197 60H199L200 59V62L201 61H203V59L201 60ZM206 58V57H205ZM205 58H204V61H205ZM87 59V60H86ZM195 59V61L194 62H198L197 60ZM207 59V58H206ZM229 59V58H228ZM89 60H91L90 61V63H88L87 61H89ZM148 60H149V58H148ZM147 60V61H148ZM68 61V62H67ZM76 61V62H75ZM83 61V66L86 68V70L84 69V67L82 66V62ZM146 61V62H147ZM73 62L74 63H76V65L75 64H73ZM80 62V63H79ZM92 62V63H91ZM150 61H148V63L147 64H151V63H149ZM152 62V61H151ZM197 63V64H201V63H203V62H201V63ZM206 62V61H205ZM88 63V64H87ZM107 63V64H106ZM239 62H237V64H238ZM242 63V62H241ZM241 63H239L238 65H239V67H240V64ZM95 66H94V65ZM101 64H103V65H101ZM110 64V65H109ZM152 64H153V62H152ZM196 64V63H195ZM195 64H193V65H195ZM246 65H247V63H245ZM245 64H241V66H242V68L241 69H243V68H245L244 67V65ZM97 65V66H96ZM192 65V64H191ZM231 65H233L232 66V68L234 67V69H237L236 67H238V65H236V64H231ZM231 65H229L228 67H231ZM235 65V66H234ZM245 65V66H246ZM71 66V67H70ZM75 66V67H74ZM79 66H82L83 67V69L85 70V71H83V69H81V67H79ZM89 66H91V67H89ZM95 67V68H94ZM104 67V68H103ZM186 67V66H185ZM188 67V66H187ZM192 67V66H191ZM195 67V66H194ZM192 68V71H194L193 69H195V68ZM228 67H226V68H228ZM239 67H238V69H239ZM247 67H248V65L246 66V70H247ZM72 68V69H71ZM87 68H88V70H87ZM89 68H91L90 69V71H89ZM93 68V69H92ZM190 68V67H189ZM188 68V69H189ZM78 69V70H77ZM83 71H81V70ZM137 69V71H135ZM184 69H186V68H184ZM223 70L222 71H224L225 70V68H222ZM229 70H231V68H228ZM242 70V72L243 71H245V72H243V74H245V77H246V73H247V71L246 70ZM76 70H77V72H79V73H77L76 72ZM92 70V71H91ZM187 70V69H186ZM186 70H184V71H186ZM195 70H197V69H195ZM229 70H227V72L229 71ZM233 70V69H232ZM240 70V69H239ZM239 70H234V71H239ZM99 71V72H98ZM139 71H141V72H139ZM189 71V70H188ZM192 71H190V72H192ZM201 71V70H200ZM200 71H199V73H200ZM220 73H221V68H220ZM234 71H230V72H228V74H226V73H224V72H226V71H224L223 72V74H226V75H230L231 74V72H232V76H229V77H231V79H233V78H237L236 76V73L237 72H235V74H233L234 73ZM76 72V73H75ZM91 72H93V73H91ZM139 72V73H138ZM189 72V73H190ZM195 72V71H194ZM194 72H192V74L194 75ZM241 71H240V74L242 73ZM75 73V74H74ZM91 73V74H90ZM95 73H97V76H96V74ZM134 73V74H133ZM198 73V72H197ZM198 73V74H199ZM209 72H207V74H208ZM239 73V72H238ZM76 74H80V76L79 75H77L76 76ZM93 74V75H92ZM122 75V78H123V80H121V84H119L120 83V81L118 80L121 76L120 75ZM201 74V73H200ZM211 74V73H210ZM215 74L216 75H219L218 74V70H216V73L214 72V76H215ZM222 74V73H221ZM240 74H238V75H240ZM95 75V76H94ZM137 75V77H135ZM140 75V76H139ZM233 75H235L234 77H233ZM242 75V74H241ZM241 75H240V77H241ZM91 76V77H90ZM94 76V77H93ZM118 76H120V77H118ZM139 76V77H138ZM146 76V77H145ZM202 76H203V74H202ZM208 76V75H207ZM223 76H225V75H223ZM247 76H249V75H247ZM264 74H262V77L260 76V79L262 80V79H264ZM18 77V76H17ZM80 77H81V79H80ZM134 77V78H133ZM148 77V78H147ZM196 77H197V74H196ZM198 77H200V75L198 76ZM206 76H204V78H205ZM215 77H218V76H215ZM233 77V78H232ZM239 77V76H238ZM250 78H252L253 76H249ZM259 77V76H258ZM257 77V80H260L259 78ZM28 77L23 73L22 75H21V78L19 77V78H17V80L16 81H18V84L16 83L15 84V86H17L16 87V89L18 90H16L15 91V93L16 92H18L19 93V91H20V93L22 92L21 91V88H22V90L25 92V93H27V92H29L30 90V93H29V95L32 93V95L31 96H34V94H35V96L39 99V96H40V98H41V95H42V97H49V98H51V96L50 95H48V94H50V92H48L49 90L51 91L52 90V83L49 81V79H48V77L47 78H44L43 80H42V82L40 81H38L37 80V78L40 80L41 78H39V77H34V78H28ZM118 78V79H117ZM135 78H137V79H135ZM243 78H244V76H243ZM243 78H240L239 80L240 81H238L237 79H235L236 81H238V82H241L242 80H243ZM250 78H248V79H250ZM254 78V77H253ZM36 79V80H35ZM78 79V80H77ZM121 79V78H120ZM242 79V80H241ZM246 79V78H245ZM20 80V81H19ZM21 80H23V81H21ZM33 80V81H32ZM35 80V81H34ZM44 80H47L46 82L44 81ZM135 80V81H134ZM143 81V83H142V81ZM161 80H163L162 82H159V81H161ZM229 80V79H228ZM253 80V79H252ZM256 80V78L254 79V81ZM256 80V81H257ZM261 80L259 81V83L261 82ZM44 81V82H43ZM83 81V82H82ZM137 81L141 84H143V86H145V87H143V86H141V85H139V83H137ZM151 81V82H150ZM244 81V80H243ZM246 81H247V79H246ZM245 81V82H246ZM248 81H251V80H248ZM247 81V82H248ZM20 82H21V84H20ZM22 82H23V84H22ZM166 82V83H165ZM245 82H243V84H241V83H237V84H240V86L241 85H244L245 86V84H246V86H249V85H251L252 83H254L253 81H251L252 83L251 84H247V82L245 83ZM263 83H264V80L262 81ZM70 85H69V84ZM78 83V84H77ZM82 83V84H81ZM122 83H123V85H122ZM245 83V84H244ZM257 83H258V81H257ZM263 83L261 84V85H263ZM56 84V83H55ZM118 84V85H117ZM125 84V85H124ZM152 84V85H151ZM23 85V86H22ZM120 85H122V86H124V88L123 87H121ZM25 86V87H24ZM119 86V87H118ZM151 86V87H150ZM26 87H28V88H26ZM134 87V88H135ZM141 87H143V88H141ZM243 87V86H242ZM123 88V95H122V97H121V95H119V90H121ZM133 88V89H134ZM138 88L139 89H141L140 91L138 90ZM73 89H72V91H73ZM117 89V90H116ZM125 89V90H124ZM143 89H145V91L143 90ZM150 89V90H149ZM14 90H15V88H14ZM26 90H27V92H26ZM81 90V91H80ZM82 93H80V92ZM124 91H126V92H124ZM131 91V92H130ZM149 91V92H148ZM151 91V92H150ZM46 92H48V94L46 93ZM148 92V93H147ZM143 93L144 94H146V96L145 95H143ZM80 94V95H79ZM121 94V93H120ZM117 95H119V96H117ZM206 96H207V94H205ZM76 97V99H75V97ZM141 96H143V97H141ZM156 97V99H155V97ZM79 97V98H78ZM131 97H132V100H131ZM153 97V98H152ZM48 98V99H49ZM211 100H212V98H210ZM158 100V99H157ZM217 100V99H216ZM48 101H50L49 102V106L50 107H52L51 109L52 110H48V111H46L45 112V115H44V118H43V120L42 121H30L31 123H32V125H31V130H30V133H29V141H31L32 143H33V145H35L36 143H35V141H36V139L37 138H41V136L43 137V136H46L45 138L47 139V136L49 135V134H52V138L54 137V139H52V143H53V145H56V144H59V142H60V136H62V134H63V131L61 132V128L60 127H58V125L60 126L61 124H64L65 125V122H66V120H68V121H71L72 120V114H74L72 111H70L69 109H67L65 106H67V105H65L64 103V105L62 104V102H61V104H59V105H61V106H59L58 104H56L57 102H55L54 100H52V98L50 99V100H48ZM145 101H147V102H145ZM206 101V103L207 102H210L209 100L207 101V99L205 100ZM214 101V100H213ZM213 101H211V104L212 105H214L213 107H215V104L216 103H218V104H216L217 106H216V108L215 109H219L220 107H221V105H219V103L221 102L220 100V102H217L216 101V103H214ZM124 103L125 105H120V104H122V103ZM134 102V103H133ZM156 102V103H155ZM214 104H213V103ZM231 102H234V101H231ZM131 103H133L134 105H133V107H132V104ZM240 103V102H239ZM151 104H153L152 102H151ZM221 104H222V102H221ZM236 104V103H235ZM240 104H242V103H240ZM129 105V106H128ZM236 105H239V104H236ZM57 106H59V107H57ZM121 106H122V108H121ZM136 107H137V105H135ZM248 106V105H247ZM240 107V106H239ZM127 108L128 109H130V110H127ZM134 108H135V110H134ZM80 109H81V111H80ZM120 109H122V110H120ZM66 110V111H65ZM127 111L126 112V114H127V116H126V114H124L125 113V111ZM131 110H133V111H131ZM32 112L34 111L33 109L31 110ZM81 112H82V114H83V116L81 115ZM123 112V113H122ZM55 114V115H54ZM62 115V116H61ZM123 115V116H122ZM131 117H130V116ZM74 116V115H73ZM128 116H129V118H128ZM52 117H54V118H52ZM58 117H59V119H58ZM123 117V119H121ZM257 117V116H256ZM255 116H253V119L251 120V118L252 117H248V120L250 121H253L254 120V118H256ZM131 118V119H130ZM213 119H212V123H214V117H212ZM247 118V117H246ZM47 119V120H46ZM56 119V120H55ZM129 119V120H128ZM209 118H206V121L208 120ZM247 119H245V120H243V121H248ZM257 119H255V121H256ZM62 121V122H61ZM133 121V122H132ZM206 121H203L204 123H207L208 121L210 122L211 120H208L207 122ZM258 121V120H257ZM259 121H260V119H259ZM262 121V120H261ZM64 122V123H63ZM192 123H194L195 124V122H193V121H191ZM202 122V123H203ZM218 122H220V121H218ZM217 121H216V123H218ZM58 123V124H57ZM124 123V124H123ZM191 123V124H192ZM196 123H197V121H196ZM200 123H201V121H200ZM199 123V124H200ZM202 123H201V127H202ZM55 126H54V125ZM122 124H123V126H122ZM166 124H168V126L170 127V128H172L173 130H175L176 132L174 133V136H177L176 137V139H175V142H174V140H173V138L171 139L167 134V136L165 137V139L164 140H166V142L168 143V141L171 143V142H173V144H170V143H168V144H170V145H172V146H174V147H172V146H170V149H169V155H167L168 156V158H167V167H168V169H169V171L170 172H175L177 175H179V173H180V176H177L176 178L178 179V181H177V187L179 188V190H180V192L181 191H183L184 190V192H182V193H180V194H183V196H187V198H189V200H191V202L193 201V202H195V200H196V202H202V198H203V194L201 193V192H203V190L201 189L202 188V185H201V183H202V179L204 178V177H206V175H207V173H206V169H202V172L201 171H199V167L200 166H202V164H201V162H200V160H201V158H200V156H202V154H201V152H203L202 150H204V152H207V151H205L206 149H204V148H206L205 147V145L207 144V143H205L204 144V148H202L201 150H199V149H197L198 148V145H200L201 147H203L202 145H203V142L206 140L205 138L206 137H208L209 135H210V131H211V129H210V131H209V129H206V127L204 128L205 130H208L207 131V133H204V134H206L205 136V140H203V142H202V140H199V138L201 139V134H198L197 135V133H196V138L193 140V138L192 137H190V136H192L193 135V132H194V134H195V131H193L192 132V129H191V131L190 132H192V135H188V133H187V131L184 129V127H183V125H176V124H173V123H171V121H166ZM190 124V125H191ZM199 124H197V125H199ZM215 124V123H214ZM219 124V123H218ZM52 125V126H51ZM95 125H97V126H95ZM205 125H207V124H205ZM204 125V126H205ZM213 125V124H212ZM10 126L13 128V130H15L16 129V127H17V125H16V123H15V121H13L12 123H10ZM58 128H57V127ZM196 126V125H195ZM195 126H194V128H193V130H195ZM211 126V125H210ZM209 126V124H208V127H210ZM214 126V125H213ZM216 126V125H215ZM214 126V127H215ZM220 125H218V127H219ZM50 127H52V128H50ZM140 127H141V129H140ZM190 127V126H189ZM188 127V128H189ZM212 127V126H211ZM210 127V128H211ZM218 127H217V129H218ZM63 128V127H62ZM175 128V129H174ZM180 128V129H179ZM219 128H221V127H219ZM48 129L50 130L51 129V131L49 132L48 131ZM58 129V130H57ZM122 129H124V131L122 130ZM153 129L154 130H156V128L155 127H153ZM190 129H188V130H190ZM198 129V128H197ZM196 129V130H197ZM200 129H202V128H200ZM1 130H4V129H1ZM144 130V131H143ZM204 130V131H205ZM5 131V130H4ZM43 131V132H42ZM202 131V130H201ZM203 131V132H204ZM14 132H16V131H14ZM123 132V133H122ZM206 132V131H205ZM242 132V130H240V131H238V133H236V131H235V133H236V135L234 134V132H229V134H227V135H229V137H230V140L232 139V141L233 140H235V139H237V138H239L240 136H241V134H243V132ZM58 133L60 134V136H58ZM231 133H232V136H234V137H231L230 135H231ZM123 134H127V140H121V139H123L122 138V136H123ZM208 134V135H207ZM54 135V136H53ZM56 135V136H55ZM116 135H118V136H116ZM94 136H95V134H94ZM197 136H199V137H197ZM37 137V138H36ZM49 137V136H48ZM63 137V136H62ZM182 137V138H181ZM203 137H204V135H203ZM55 138H57V139H55ZM60 140H59V139ZM107 138V139H106ZM167 138L169 139L168 141H167ZM192 138V139H191ZM190 139H191V141L193 140V141H195V142H193V143H191V141H190ZM196 139H198V140H196ZM203 139V138H202ZM93 140V141H92ZM173 140V141H172ZM34 141V142H33ZM95 141V142H94ZM100 141V142H99ZM123 141V142H122ZM138 141V142H137ZM197 141H198V144H197ZM202 142V144H201V142ZM177 142H179V143H177ZM56 143V144H55ZM62 142H60V144L59 145H56L55 147H53V145H52V147H49L50 149L52 148V149H54L55 150V152H54V150H52V151H50L49 150V155L48 156H54L53 154H56V155H58L59 154V152H60V155H61V152H63V151H59L60 149L61 150H63L62 148V144H61ZM142 143V144H141ZM177 143V144H176ZM184 143V144H183ZM191 143V144H190ZM176 146V147H175ZM199 146V147H200ZM35 147V146H34ZM57 147H59V148H57ZM62 147V148H61ZM197 147V148H196ZM82 148H83V152H84V147L82 146ZM125 148V149H124ZM141 148V149H140ZM207 148H208V146H207ZM96 151L95 152H97V154H98V151H97V149L96 148H94ZM75 150H76V148H75ZM77 150H78V148H77ZM125 150V151H124ZM141 150V151H140ZM208 150V149H207ZM58 151V152H57ZM103 151V152H102ZM51 152V153H50ZM52 152H54V153H52ZM76 152V151H75ZM79 151H77V153H78ZM125 152H126V154H125ZM184 152H186V153H184ZM190 152V153H189ZM174 153V154H173ZM195 153V154H194ZM167 154V153H166ZM59 155V156H60ZM58 156V157H59ZM166 156V157H167ZM55 157V156H54ZM54 157H52V160H54ZM124 157L126 158V159H124ZM57 158V157H56ZM55 158V161H53L52 162V166H57V165H59V164H57L58 162V159L60 158H58V159H56ZM149 158V161L147 160V159ZM192 158V159H191ZM48 159H49V157H48ZM147 161H146V160ZM174 159V162L172 161ZM127 161V162H126ZM146 161V162H145ZM170 161V162H169ZM55 162V163H54ZM173 162V163H172ZM240 163H242V162H240ZM245 162L243 161V164H244ZM47 165L46 166H50V163L48 164V163H46ZM170 164H172V166L170 165ZM201 164V165H200ZM126 165V166H125ZM175 165H176V167H175ZM239 168L238 169H241V167L243 166V165H237ZM124 167H125V169H124ZM173 167H175V169L173 168ZM202 168V167H201ZM236 169V171H237V168H235ZM235 169L233 170L234 172H235ZM59 169L57 168V170H56V172L58 171ZM157 170V171H156ZM176 170V171H175ZM59 171H61V169L59 170ZM200 172V174H199V172ZM56 172H55V170H54V175H53V177L56 175ZM79 172H81V170L79 169ZM160 172H163V169H161L160 170ZM172 172V173H173ZM207 172H211V171H207ZM156 173H158V174H160V175H158V174H156ZM198 173V174H197ZM202 173V174H201ZM206 173V174H205ZM209 174V173H208ZM198 175H200V177H198ZM57 177H58V172H57V175H56ZM202 176V177H201ZM48 177H50V176H48ZM52 177V178H53ZM129 177H130V179H129ZM160 178V179H159ZM50 179V178H49ZM201 179V180H200ZM52 180V179H51ZM133 180H134V182H133ZM161 180V181H160ZM163 180V181H162ZM130 181V182H129ZM165 181V182H164ZM47 182L49 183V180L47 179ZM51 183H54L53 185H52V188H54V189H57L58 188V183L56 182V178H55V180H53V181H50ZM157 182V183H156ZM47 183V184H48ZM163 185V186H162ZM49 186V185H48ZM160 186H162V187H160ZM198 186H200V187H198ZM183 187H186V188H184L183 189ZM132 188V189H131ZM200 188V189H199ZM128 190V192H126ZM197 192H198V195H197ZM200 192V193H199ZM125 193H127L126 194V196H125ZM133 193H134V195H133ZM164 193V194H163ZM202 194V195H201ZM136 195V196H135ZM165 195H167L166 196V198H165ZM133 197H135V198H133ZM126 198H127V201H126ZM132 198V199H131ZM129 199V200H128ZM143 202H142V201ZM188 200V201H189ZM55 201V200H54ZM130 202V204H129V202ZM152 201V202H151ZM170 201H172V202H170ZM134 202H135V205H134ZM154 202V203H153ZM175 202V201H174ZM190 202V201H189ZM56 203H58L57 201H56ZM127 203V204H126ZM138 203V204H137ZM160 204V205H159ZM53 205H54V203H53ZM56 206H57V208H59V209H61L60 207V204H59V207H58V204H56ZM131 206H133V207H131ZM152 206V207H151ZM159 206V207H158ZM176 206V207H175ZM150 207V208H149ZM173 207H174V209H173ZM57 208H55L54 207V209L53 210H55L56 209V212H54L53 211V213H51L52 214V216H51V214H48V215H46V219H45V215L42 217V219L44 220V224H46V226L47 225H49L50 224V228H51V230H50V228L49 229H47L48 227H45V225H43V223L41 224V225H43L44 226V228H46L45 229V231L47 232H45L44 231V229H43V233H45V235H46V238H45V236H43L44 234L42 233V230H41V227H43V226H41V227H34L33 226V221H32V219L30 218V217H21V219H14V220H12L11 222H10V229L8 230V234L9 235H7V240L8 241H10L9 243V245L6 247V249L4 250V251H1L0 250V264H31L33 261H34V257H37V258H35V259H37V261L39 262V258H43V255H41L43 252H47V251H49V248L51 247V245H52V243L53 242H55L56 241V239H57V231L59 232L60 231V229L62 228V226H63V218L61 219V216L59 217L58 215H60L61 213H62V217H63V209H62V211L60 210V212H59V214H57L58 213V210H57ZM132 208H136V209H134V210H136L137 212H141L140 214L139 213H137V214H135L136 213V211H132L131 209ZM175 208H177V210H178V212L176 211V209ZM130 209V210H129ZM154 209V210H153ZM157 209V210H156ZM163 209V210H162ZM146 210H153L152 211V213L153 214H150V216L149 215H146V213H147V211ZM158 210H160V211H158ZM162 210V211H161ZM176 211L177 213H173L172 211ZM188 210H192L190 207H188ZM47 211V210H46ZM45 211V214L46 213H49L48 211L46 212ZM143 211H146L145 212V214H144V212ZM151 211H150V213H151ZM156 211V212H155ZM165 211H167L166 213H167V215H166V213H165ZM134 212V213H133ZM144 214V215H146L147 217H149L150 218V220H151V222L148 224V218L145 216V217H143L141 214ZM53 214H57V216L55 215V217L53 216ZM135 216H134V215ZM148 214V213H147ZM179 214H180V212H179ZM182 214V213H181ZM180 214V215H181ZM50 215V216H49ZM89 217H91L90 218V220H91V224H92V226H93V228H96L97 230H99V232L101 233V235L103 236H105V235H109L110 234V232H109V229H108V226H109V224H110V220H109V215L108 214H106L103 210H101L97 205H95L94 203L91 205V210L89 211ZM133 215V216H132ZM152 215V216H151ZM174 215V217L172 218V216ZM176 215H177V219L179 218L180 220H177L176 219ZM183 215V214H182ZM139 216V217H138ZM142 218H144V220H140V218L141 217ZM157 216V217H156ZM165 216H167V218L165 217ZM171 216V220H166V219H170L169 217ZM49 217H50V219H49ZM51 217L53 218H55V221L57 222H54L53 221V219H51ZM134 217V218H133ZM151 217H154V218H151ZM26 218V219H25ZM139 218V219H138ZM156 218V219H155ZM41 218H39V220L41 221V222H43V220H42ZM47 219H49V221L47 220ZM59 219H60V221H59ZM154 219H155V221H154ZM50 220L52 221V222H54L55 224H53L52 225V223H49L50 222ZM158 220V221H157ZM164 220H166L167 222L169 221V224L168 223H166ZM49 223V224H47V222ZM136 221V222H137ZM157 221V222H156ZM32 223V224H31ZM166 223V225H165V227H166V229L165 230H167L166 232L164 231V224ZM146 224L147 225H149V226H146ZM168 224V225H167ZM170 225V226H169ZM20 226H22V228L20 227ZM24 227V228H23ZM25 227H26V229H25ZM33 227V228H32ZM145 227V228H144ZM169 227V228H168ZM37 229L36 231V233L37 234H34L35 233V229ZM32 229H33V231H32ZM141 229V230H140ZM28 230V231H27ZM30 230V231H29ZM48 230H50V231H52L53 230V232H51V234H50V231H49V233H48ZM31 232H32V234H33V237H34V239H30V237H31ZM34 232V233H33ZM39 232H41V234H39L38 235V233ZM140 232V233H139ZM228 232V233H227ZM164 233V234H163ZM222 233V234H221ZM221 233H219L218 235H215V236H217V238L215 237V238H212V240H211V237H210V239L207 241V242H209V243H206L207 244V246L206 245H204L202 248H200L194 255H193V257L192 258H188V260L186 259V260H183V262L182 261H178V262H176V263H174V264H236V262H237V264H242L243 262H244V264H252V262H251V260L250 261H248L249 260V256H247V255H249L248 253H247V255H244V253H242V250L240 249V247H239V245H237V241H238V239L237 238H235V236H236V233H230V231L228 230H226V231H223V232H221ZM225 234V237H224V234ZM28 234L30 235V237H28ZM43 234V235H42ZM47 234H49V236L47 235ZM227 234L229 235V238L227 237ZM234 234V235H233ZM21 235V236H20ZM37 236L36 237V239H35V236ZM218 236H219V238H218ZM222 238H221V237ZM38 237H40V238H38ZM43 239H42V238ZM15 238V239H14ZM25 238V239H24ZM48 238H49V240H48ZM142 239V240H141ZM30 240H32L31 242L33 243H31L30 242ZM33 240L35 241H37L38 240V242H33ZM40 240V241H39ZM42 240L44 241V242H42ZM217 240V241H216ZM45 241L46 242H48V243H45ZM29 242H30V244H29ZM150 242V243H149ZM152 242V243H153ZM223 242V243H222ZM16 243H17V245H16ZM41 243H42V245H44V249H45V245L46 246H50V247H48V248H46L45 250L42 248V245H41ZM149 243V244H148ZM153 243V244H154ZM40 245V246H37V245ZM51 244V245H50ZM148 244V245H147ZM210 244H212V246H210ZM17 246V247H16ZM36 248V249H34V247ZM26 247H28L29 248V251L31 252V250L32 249H34V250H32L33 251V253L31 252V253H28V248L26 249ZM11 250H10V249ZM32 248V249H31ZM224 248V249H223ZM12 249H13V251H12ZM21 249V250H20ZM39 249V250H38ZM7 250V251H6ZM36 250V251H35ZM220 250V251H219ZM24 251V252H23ZM27 251V252H26ZM40 251H43L42 253L40 252ZM101 251H102V253L104 254L105 252L104 251H106V253L109 255V256H116V255H118V254H120V253H122L123 251L125 252V251H127V249L126 248H124V246H122V247H120L119 248V246L116 244V243H113V244H111L110 245V247H107V249L106 248H102L99 252L97 251V253H101ZM35 252H38V253H35ZM7 253V254H6ZM9 253V254H8ZM35 253V254H34ZM40 253V254H39ZM231 253V254H230ZM237 253V254H236ZM30 254V255H29ZM32 254V255H31ZM37 254V255H36ZM103 254H98V255H103ZM224 254V255H223ZM46 255V254H45ZM38 256H40L39 258H38ZM42 256V257H41ZM237 256H239L240 257V259H238V257ZM235 257V258H234ZM242 257V258H241ZM247 258V260H246V262L244 261L245 260V258ZM237 259V260H236ZM11 260V261H10ZM12 260H13V262H12ZM102 260L105 262V260L102 258ZM242 260V261H241ZM101 260H99L98 262H100ZM193 261V262H192ZM26 262V263H25ZM240 262V263H239ZM100 264H103V263H100Z\"/></svg>",
    "mask_w": 264,
    "mask_h": 264
}]
</instances>
